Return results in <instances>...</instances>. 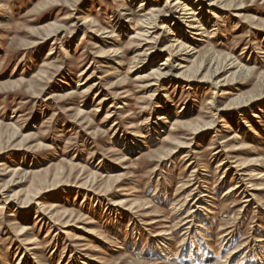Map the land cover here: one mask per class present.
Segmentation results:
<instances>
[{
	"label": "rangeland",
	"instance_id": "rangeland-1",
	"mask_svg": "<svg viewBox=\"0 0 264 264\" xmlns=\"http://www.w3.org/2000/svg\"><path fill=\"white\" fill-rule=\"evenodd\" d=\"M141 1L0 0V264H264V0Z\"/></svg>",
	"mask_w": 264,
	"mask_h": 264
},
{
	"label": "bare ground",
	"instance_id": "bare-ground-1",
	"mask_svg": "<svg viewBox=\"0 0 264 264\" xmlns=\"http://www.w3.org/2000/svg\"><path fill=\"white\" fill-rule=\"evenodd\" d=\"M145 1L146 0H142L141 1V3H139V6H138V8H137V12H142L143 10H144V8L147 6V3H145ZM130 2L131 3H133L134 2V0H130ZM188 2H192L193 3V5H188L187 3ZM191 3V4H192ZM179 4H181V5H183V6H181V5H179ZM213 4V3H212ZM198 5H200V4H198ZM174 6H176L177 8L176 9H181L182 11H188V13H185L184 12V18H185V20L187 21V22H189V23H187V28H190L191 30L192 29H197L198 28V30H200V32L202 31V30H204L203 29V26H204V19L202 18V16H201V12L202 11H200V8H196V6H195V2L194 1H192V0H183V2H181L180 0H176V2H175V4H174ZM183 8V9H182ZM129 10V9H128ZM156 9H151L150 11H152V12H149V13H147V14H144V15H141L142 17V19L140 20L141 21V24L144 26V28H149L151 25H154V23L156 22V19L158 18V16H159V14H156V12L157 11H155ZM143 13V12H142ZM175 14V13H174ZM174 14H170V17H167V18H173V20L175 19L176 21H177V23H179L180 24V22H178L180 19L177 17V16H175V18H174ZM182 14V13H181ZM122 15H127L128 16V14H126V13H123ZM165 20H167L166 18H165ZM182 25V24H181ZM183 26V25H182ZM121 27H123V26H121ZM120 27V28H121ZM161 30L162 29H164V28H166V26H164V25H162L161 27ZM143 30V32L142 33H136V35H133V36H131L130 38H139V39H141V37H143V36H145V35H147L148 34V30ZM177 30H179V32H175V30H171L170 28H167V32H168V36H170V37H177V39L175 40V38L174 39H172V38H170L171 40H172V43L174 42V41H177L178 40V36H182V30L180 29V26H179V29H177ZM110 34H112V33H110ZM195 34V33H194ZM197 34V36L198 35H201L202 34V32L201 33H199V31L196 33ZM110 36H113V35H110ZM171 43V45H168L167 46V48H163V50H167V51H169V52H171V51H173L174 49H176L179 45H177V46H174V44H172ZM180 44V47H178V49H181L182 47H184L185 45L184 44H182V43H179ZM166 62H168V59L166 60ZM234 64V62H231L229 65H233ZM161 66H165V67H161ZM234 66V65H233ZM107 68H109L108 66H107ZM240 72V71H247L246 70V68L244 67V66H238V67H236V72ZM82 73H85V70H84V72H82ZM246 73V72H245ZM151 76L152 77H154L155 79H157V80H162V79H164V78H166L167 76H172V67L170 66V65H168L167 63H163V64H159V66H157V67H153L152 69H151ZM153 78V79H154ZM121 79H119V81H120ZM153 81V80H152ZM155 81V80H154ZM156 82V81H155ZM150 86H155L154 84H152V85H150ZM55 95L56 94H54V95H52L51 97H49V99L50 98H52V97H55ZM106 117V116H105ZM161 117V116H160ZM163 119V118H162ZM166 123V122H165ZM190 123L191 122H188V123H175L177 126L179 125H182V126H186V127H188L189 125H190ZM173 124V123H172ZM134 125H130V128H132ZM176 126V127H177ZM176 127H175V130H176ZM240 136V135H239ZM239 136L237 135V134H235V132H234V135L229 139V141H231L232 142V146H231V151L229 150V149H227L226 150V152L227 153H231V155L232 154H234L235 152V154H238V153H241L244 149H243V145H242V143L241 142H239V141H234L235 139H237V138H239ZM242 139H243V137H242ZM165 140H167V142H169L170 144H172L174 147H173V149L172 150H169L168 152H167V156H171V155H173L175 152H177L176 150L177 149H179V148H184V144H182V143H180L178 140L179 139H176L175 137H169V138H165ZM255 151H250L249 153H254ZM234 154V155H235ZM234 158H236V157H232V159H234ZM166 158H162L161 160H165ZM260 161H261V159H259L258 157H256V156H250V158L239 168V171H240V174H238V179H239V181L236 183V185L233 187H231V188H229L226 192H225V197H226V195H228L229 193L231 194V193H238V192H240L241 191V189H242V187L244 186V184L247 182V181H251L253 178H254V176L255 175H257L258 176V178L256 179V180H263L264 181V174L262 173V172H256V171H254V170H251L250 168H254V167H256V168H258V167H260ZM236 162H237V160H236ZM235 162V163H236ZM226 167V166H225ZM224 170V169H223ZM258 171V170H257ZM254 173H256V174H254ZM237 174V173H236ZM241 183H242V185H241ZM247 184L248 185H246V189L242 192L243 194H247L246 196H244L245 197V201H243L244 203L245 202H248L249 201V197H253L254 195H252V194H250V192H253V191H256V190H264V183H261L260 185H259V187L258 186H256L255 184H252L251 182H247ZM195 192V191H194ZM195 194V193H194ZM201 196V195H200ZM223 196V197H224ZM231 196V195H230ZM233 196V195H232ZM204 197V196H203ZM206 197V196H205ZM188 200V197H187V199L184 201V203L186 202ZM124 203H125V201H119V202H117L116 204H114L113 206H122V205H124ZM24 205V204H23ZM2 206V205H1ZM133 206V205H132ZM46 207V206H45ZM45 207H43V208H41V209H43L42 210V213L44 214V213H46L44 210V208ZM131 207V206H130ZM1 208V207H0ZM148 208V207H147ZM147 208H145V209H147ZM192 212V211H191ZM48 213V212H47ZM57 213V212H56ZM51 214V213H50ZM193 214V213H192ZM189 216V215H188ZM51 217V216H50ZM37 218H39V217H37ZM53 218V217H52ZM187 218V217H186ZM46 219V218H45ZM49 220H52L51 218H49ZM186 220V219H185ZM58 221V220H57ZM165 221V220H164ZM187 221V220H186ZM190 221V220H189ZM56 222V221H55ZM188 224V223H187ZM191 224V223H190ZM25 232V230H21L20 231V234L22 235L23 233ZM25 234V233H24ZM223 235V234H222ZM184 237V236H183ZM224 237V236H223ZM226 237V236H225ZM225 241V240H224ZM261 241H263L262 239H259L257 242H261ZM231 242V241H230ZM229 243V242H228ZM227 247V246H226ZM238 250L239 249H236V250H234V251H232V253H238ZM231 253V254H232ZM23 254V253H22ZM229 255V254H228ZM222 261V260H221ZM220 261V262H221ZM227 261V260H226ZM264 262V261H263ZM222 264H224V263H222ZM226 264V263H225ZM256 264H258V263H256ZM261 264V263H260Z\"/></svg>",
	"mask_w": 264,
	"mask_h": 264
}]
</instances>
